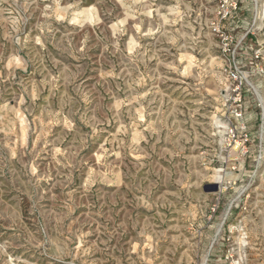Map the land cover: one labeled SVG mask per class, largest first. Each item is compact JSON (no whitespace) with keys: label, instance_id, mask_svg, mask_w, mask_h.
I'll return each instance as SVG.
<instances>
[{"label":"rangeland","instance_id":"obj_1","mask_svg":"<svg viewBox=\"0 0 264 264\" xmlns=\"http://www.w3.org/2000/svg\"><path fill=\"white\" fill-rule=\"evenodd\" d=\"M223 1L0 0V264H264V0Z\"/></svg>","mask_w":264,"mask_h":264},{"label":"built area","instance_id":"obj_2","mask_svg":"<svg viewBox=\"0 0 264 264\" xmlns=\"http://www.w3.org/2000/svg\"><path fill=\"white\" fill-rule=\"evenodd\" d=\"M222 5L223 19L232 17L238 11V2L236 0H224Z\"/></svg>","mask_w":264,"mask_h":264},{"label":"water","instance_id":"obj_3","mask_svg":"<svg viewBox=\"0 0 264 264\" xmlns=\"http://www.w3.org/2000/svg\"><path fill=\"white\" fill-rule=\"evenodd\" d=\"M218 189H219V187L217 184L211 186V191H217Z\"/></svg>","mask_w":264,"mask_h":264}]
</instances>
